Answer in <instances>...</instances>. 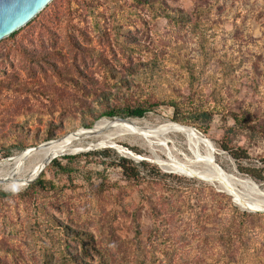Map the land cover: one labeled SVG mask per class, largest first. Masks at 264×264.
<instances>
[{
  "label": "rangeland",
  "instance_id": "374dc122",
  "mask_svg": "<svg viewBox=\"0 0 264 264\" xmlns=\"http://www.w3.org/2000/svg\"><path fill=\"white\" fill-rule=\"evenodd\" d=\"M150 3L53 0L0 41V161L122 119L101 116L108 97L121 109L154 105L143 118H125L149 129H196L223 172L264 194V180L240 173L221 149L246 150L245 167L264 159V0ZM138 135L99 129L25 188L0 178V264H70L79 254L74 232L98 249L89 264H264V216L240 227L232 206L264 212L240 207L223 183L163 167L174 158L192 169L183 136ZM118 157L147 167L128 179Z\"/></svg>",
  "mask_w": 264,
  "mask_h": 264
},
{
  "label": "bare ground",
  "instance_id": "6f19581e",
  "mask_svg": "<svg viewBox=\"0 0 264 264\" xmlns=\"http://www.w3.org/2000/svg\"><path fill=\"white\" fill-rule=\"evenodd\" d=\"M99 129H113L118 133H124L148 137L167 138L169 135H181L185 138L184 145L189 149L193 156L192 169L183 167L177 160L172 158L167 163L162 162L163 167L169 171L186 172L200 176L213 183H223L226 188L233 192L235 202L242 208L247 210L264 209V194L261 189L251 179H236L233 175L223 172L221 167L216 164L215 148L210 140L196 129L181 126L176 123H167L155 129H149L147 126H141L138 121H108L104 120L98 123L92 131H80L74 135H67L62 139L48 142L41 145L37 149H28L20 154L9 157L0 161V178L7 179V183H3L6 188H25L30 182L38 176L55 157L76 152L79 150L80 141L85 137H90ZM85 136V137H83ZM175 138V137H174ZM177 139V138H176ZM87 140V139H86ZM114 148L121 154L128 156L133 160H138L139 157L134 155L128 149L110 141ZM168 145L173 143L172 140L158 141ZM173 145V144H172ZM39 147V146H38ZM217 152V151H216ZM33 158L30 165L27 167V162ZM238 176V174H237ZM243 188V191L237 187ZM228 192V191H227ZM246 192L249 193L246 194ZM252 195V197L250 196Z\"/></svg>",
  "mask_w": 264,
  "mask_h": 264
},
{
  "label": "trees",
  "instance_id": "16d2710c",
  "mask_svg": "<svg viewBox=\"0 0 264 264\" xmlns=\"http://www.w3.org/2000/svg\"><path fill=\"white\" fill-rule=\"evenodd\" d=\"M138 2H141L143 4H149L150 0H136ZM151 4V3H150ZM40 14V13H39ZM38 14V15H39ZM37 15V17H38ZM37 17H35L31 22H33ZM168 17H171L168 15ZM183 20V19H182ZM31 22H29L26 26H28ZM22 29V28H21ZM20 29V30H21ZM16 31L12 35L9 36V38L14 37L17 33ZM105 104L103 111L101 112V116L107 117V118H115V117H121L122 119L125 118H143L147 112H149V109L153 108L154 105H149L148 107H135V108H125L121 109L120 107L111 106L109 104V98L105 99ZM173 104V103H172ZM175 106L176 105H172ZM177 107V106H176ZM202 118L209 123L212 120V113L210 112H203L201 113ZM204 132V131H203ZM205 133V132H204ZM221 149L226 151L231 158L235 161L237 164V168L240 173H243L245 175H248L253 180L257 182H261L264 180V159H259L258 163H260V166H252V167H245L243 165V162L249 160V155L246 150L243 148H234L229 145V143L223 144L221 146ZM105 152H111L110 150H106ZM9 156V155H8ZM70 157H67L69 159ZM57 168L59 170H66L64 166H62L60 163H55ZM117 167L122 170L123 175L128 179H138L141 175L142 170H144L147 167V164L142 162L139 164H135L132 160L124 158V157H118V163ZM44 171V170H43ZM42 171V172H43ZM41 172V173H42ZM40 173V174H41ZM39 176V175H38ZM36 176V178L38 177ZM44 175L42 174L43 178ZM41 188H47V183L45 179H40L37 181V183ZM53 188V186H51ZM5 193H0V196H6ZM233 211L236 212L238 221L240 223V227L244 226V222L246 218L255 219L257 217L264 216V213H247L242 212L238 208L232 206ZM244 231L241 229V232L239 233V240L243 238ZM86 236L82 232H74V239L78 240L79 244V254L73 256L71 259H69L70 264H89L86 262L87 257L91 256V251L98 252L97 248L91 244V241H87L88 239L83 237ZM137 264H143L138 258L136 259Z\"/></svg>",
  "mask_w": 264,
  "mask_h": 264
},
{
  "label": "water",
  "instance_id": "95a60500",
  "mask_svg": "<svg viewBox=\"0 0 264 264\" xmlns=\"http://www.w3.org/2000/svg\"><path fill=\"white\" fill-rule=\"evenodd\" d=\"M52 1L53 0H0V41L25 27ZM119 120L126 121L125 119ZM40 147L41 146L38 148ZM253 211L264 212V210L259 209H254Z\"/></svg>",
  "mask_w": 264,
  "mask_h": 264
}]
</instances>
